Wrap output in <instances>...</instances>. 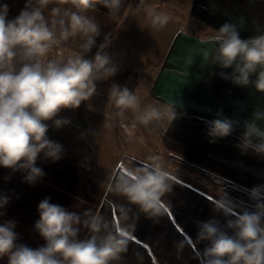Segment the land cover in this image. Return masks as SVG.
<instances>
[{"label": "clouds", "instance_id": "9594fccd", "mask_svg": "<svg viewBox=\"0 0 264 264\" xmlns=\"http://www.w3.org/2000/svg\"><path fill=\"white\" fill-rule=\"evenodd\" d=\"M49 5L54 6L50 16H45ZM97 5L113 16L122 9L131 15L143 12L152 28H163L172 20L149 0L126 7L125 0H25L24 8L11 20L7 18L9 6L0 4V168L10 174L22 173V182L29 185L45 175L36 166L41 156L52 162L63 157V146L48 136L50 125L58 130L71 123L59 116L62 110H76L82 104L92 110L90 101L97 93V84L119 71L120 65L107 51L112 35L106 34L97 45L101 25L88 15ZM202 32L212 34L201 35L199 42L213 46L202 49L203 54L211 52L213 65L231 69L221 71L220 76L264 94V33L242 39L237 25L230 21L218 29L205 27ZM75 37L83 41L78 50L64 47ZM93 48L96 51L89 56ZM108 102L116 111L104 113V118L119 122L129 142L136 139L138 125L155 124L167 131L179 116L177 100L143 104L135 91L116 83L108 90ZM129 112L130 119L126 116ZM262 120L264 110H254L251 118L243 121L244 130L236 145L242 155L264 158ZM207 124L210 142L228 137L240 126L239 121L223 116ZM135 160L134 156L127 159L122 170L114 173L108 190L138 206L150 219L163 217L170 209L163 198L173 191L175 177L159 156H149L139 166ZM248 196L252 208L238 212H233L237 205L226 196L211 202L215 213L233 218L222 224L213 216L197 223L195 240L205 243L197 257L199 264H264V185L249 189ZM9 202V196L0 194V210ZM37 212L39 219L33 228L44 243L37 248L19 243L16 222L6 220L0 223V260L6 258L7 264H118L134 238L135 225L126 222L124 209L116 222L91 210L83 214L70 211L46 197L39 202ZM4 215L0 211V216ZM82 229L87 231L83 237Z\"/></svg>", "mask_w": 264, "mask_h": 264}, {"label": "crops", "instance_id": "0c3cea01", "mask_svg": "<svg viewBox=\"0 0 264 264\" xmlns=\"http://www.w3.org/2000/svg\"><path fill=\"white\" fill-rule=\"evenodd\" d=\"M149 2L171 15L172 20L163 28H152L143 12L131 15L122 9L119 15L113 16L101 5L89 11L88 15L101 25L97 45L106 34H111L112 42L107 51L120 65L118 72L150 73V84L144 83L146 95L159 104L179 102L178 119L166 131L168 141L175 149L184 150L201 163L218 167L247 184L264 185V158L255 154L242 155L236 147L244 130L243 121L250 119L254 110H264V94L224 80L220 72L228 73L231 69L213 65L211 52L205 56L202 51L211 50L213 46L199 42L201 35L212 34L202 32L205 27L218 29L229 21L237 25L242 39L264 33V0ZM128 3L135 6L138 0H125V7ZM0 4L9 6L7 18L11 20L24 8L25 0H0ZM53 6L45 9V16H50ZM82 42L80 37H75L64 47L76 51ZM95 51L93 48L89 56ZM104 99L107 100L108 96ZM98 101L99 97L93 99L96 109L91 110L92 114L103 110L96 106ZM59 116L71 119V114L66 111ZM218 116L239 121L240 126L228 137L210 142L207 122ZM76 117H72L74 123H70L73 128L65 126L57 130L50 125L48 136L63 146L64 154L56 162L45 160L43 156L37 160L36 166L45 173L37 183H24L22 173L10 174L8 169L0 168V194L10 197L6 208L0 210L5 212L0 216V223L6 220L16 222L19 243L32 248L44 243L33 226L39 219V202L50 197L51 203L70 211L83 214L91 210L116 222H120L121 210H126V222L135 225L134 238L129 241L128 250L122 254L123 259L118 264H199L197 257L205 243L195 240L197 223L213 216L222 224L233 218L215 213L211 202L226 196L237 205L233 212L244 207L252 208L248 196L251 187L221 174L205 172L199 176L195 168L181 169L167 162L162 152L150 151L146 146L137 147L129 143L122 148L124 154L116 156L113 152L118 147L112 144L107 149L103 148L110 152V156L109 153L100 155L102 150L94 146L98 144V138L89 139L81 123L75 121ZM259 123L264 127V120ZM133 156L136 157V166L149 156H159L166 170L174 175L173 191L163 198L170 205L171 215L150 219L138 206L130 205L126 198L108 190L114 173H119L124 162ZM9 175L11 178L5 180ZM86 234L87 231L82 229L81 237ZM0 264H7V259L0 260Z\"/></svg>", "mask_w": 264, "mask_h": 264}, {"label": "rangeland", "instance_id": "374dc122", "mask_svg": "<svg viewBox=\"0 0 264 264\" xmlns=\"http://www.w3.org/2000/svg\"><path fill=\"white\" fill-rule=\"evenodd\" d=\"M135 62H138V60H136ZM151 76L152 75L150 73L136 72L134 70L117 72V74L114 77L110 78L108 81L99 82L97 87V95H95L90 101V103L93 104L92 109H96L95 104L93 103V99L95 97H99V101L96 106L99 109L102 107V111H98V113H96L97 111L94 110V113L96 114H92L91 110L88 109L87 104H82L81 107L76 110L62 111H66L68 114H71V123H74V119L72 120V117L77 116V120L75 121L81 123L82 129L84 133L89 136V139H91L92 137L98 138V144L95 143L94 146L96 149H98L99 147L102 150V152H99L100 155H107V153H109L110 156V152H107V150L104 149H107L112 146V144H114L115 147H118V150L114 151L113 153L115 155L117 154L116 156H122L124 154V150L122 148H125L127 144L131 143L135 146L137 145V147L146 146L150 151L156 153L162 152V155L167 160V162H170V164L173 165L176 164L181 169L195 168V172L199 176L200 174L205 172L220 175L212 169L206 168L200 163L190 160L188 157L191 156H189L186 151L175 149L176 147L174 148V146L171 145L168 141V132L164 130L163 126L155 124L138 125V128L135 131L136 139H134L132 142H129L123 132V129L120 127L119 122L113 123L110 120L104 118V113L110 114L116 111V109L110 105L108 99H104L108 96V90L112 83L126 86L130 91H135L136 94L140 96L143 104H159L155 100L151 99L149 95H146L147 92L146 87H144V83H146L147 85L150 84V81L152 79ZM126 116L130 119L131 113H126ZM124 122L128 123V120H125ZM91 124H93L92 127ZM68 127L73 128L70 126V124L68 125ZM214 168L220 170V168L218 167Z\"/></svg>", "mask_w": 264, "mask_h": 264}, {"label": "trees", "instance_id": "16d2710c", "mask_svg": "<svg viewBox=\"0 0 264 264\" xmlns=\"http://www.w3.org/2000/svg\"><path fill=\"white\" fill-rule=\"evenodd\" d=\"M190 160H192V161H196V162H199V163H201L200 161H198V160H196V159H194V158H191V157H188ZM201 164H203V163H201ZM204 166H206V167H208L209 169H212L213 171H215L216 173H218V174H221V175H223V176H226V177H228V178H230V179H232V180H234V181H236V182H238V183H241V184H245V185H247V186H249V187H254L253 185H250V184H247V183H245L243 180H241V179H239V178H237V177H235V176H233V175H230V174H228V173H226V172H224V171H221V170H219V169H217V168H214V167H211V166H209V165H206V164H203Z\"/></svg>", "mask_w": 264, "mask_h": 264}, {"label": "snow or ice", "instance_id": "6c2138e0", "mask_svg": "<svg viewBox=\"0 0 264 264\" xmlns=\"http://www.w3.org/2000/svg\"><path fill=\"white\" fill-rule=\"evenodd\" d=\"M168 214H169V215H171V213H170V212H169Z\"/></svg>", "mask_w": 264, "mask_h": 264}]
</instances>
